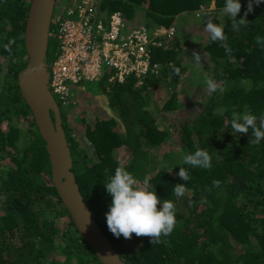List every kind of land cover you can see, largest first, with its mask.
I'll use <instances>...</instances> for the list:
<instances>
[{
	"label": "trees",
	"instance_id": "16d2710c",
	"mask_svg": "<svg viewBox=\"0 0 264 264\" xmlns=\"http://www.w3.org/2000/svg\"><path fill=\"white\" fill-rule=\"evenodd\" d=\"M211 2L214 13L223 10L225 0H98L102 11L121 10L128 26L150 22L157 27H175L186 11L205 16ZM240 3L237 19L248 0ZM29 4L0 0V264H102L52 182L45 140L17 83L27 62ZM247 20L238 30L231 28L230 18L225 20L226 41L212 42L206 35L202 50L211 78L224 91L193 100L177 89L178 70L185 67L176 37L154 51L162 66L141 85L133 76L107 84L105 103L113 112L81 120L76 129L60 110L79 189L125 264H264V139L254 145L251 129L238 134L230 125L234 111L264 115V46L256 42L264 37V0H253ZM56 52L49 39L47 59ZM200 78L205 75H195L191 84L201 83ZM158 147L164 149L152 154ZM197 148L210 153L211 168L183 163L184 155ZM120 163L141 183L150 177L160 199L174 202L177 225L160 243L135 233L117 238L109 231L105 213L111 196L104 183ZM180 167L189 171L188 181L177 175ZM214 180L220 181L218 187ZM175 184H185L183 197L174 195Z\"/></svg>",
	"mask_w": 264,
	"mask_h": 264
},
{
	"label": "built area",
	"instance_id": "2783aa9c",
	"mask_svg": "<svg viewBox=\"0 0 264 264\" xmlns=\"http://www.w3.org/2000/svg\"><path fill=\"white\" fill-rule=\"evenodd\" d=\"M54 23L57 52L47 63L48 87L63 106L75 103L70 86L82 80L102 76L109 85L133 76L141 85L148 73H158L162 66L153 58L155 49L175 35L173 25L152 30L141 22L128 26L121 10L102 11L98 0H70Z\"/></svg>",
	"mask_w": 264,
	"mask_h": 264
},
{
	"label": "water",
	"instance_id": "95a60500",
	"mask_svg": "<svg viewBox=\"0 0 264 264\" xmlns=\"http://www.w3.org/2000/svg\"><path fill=\"white\" fill-rule=\"evenodd\" d=\"M55 1L30 0L24 32L27 62L17 74V83L45 140L52 182L77 230L102 264H125L95 220L79 189L60 108L48 87L46 59Z\"/></svg>",
	"mask_w": 264,
	"mask_h": 264
},
{
	"label": "clouds",
	"instance_id": "9594fccd",
	"mask_svg": "<svg viewBox=\"0 0 264 264\" xmlns=\"http://www.w3.org/2000/svg\"><path fill=\"white\" fill-rule=\"evenodd\" d=\"M259 4L261 0H254ZM240 0H225L223 11L228 16L233 30H238L239 26L246 25L247 14L253 10V0H248L247 9L244 15L237 19L241 11ZM207 22L204 31L212 42L226 41L224 20L220 23H213L212 15L204 14ZM257 44L264 46V37H256ZM7 48V46H5ZM225 51L231 53L230 48ZM195 64H201V55L195 51L192 53ZM206 91L208 94L224 89L212 78L205 77ZM231 128L238 134H248L252 131L253 139L251 143L258 145L264 139V115L259 118L250 113L233 112L230 120ZM212 157L206 149L197 148L194 153L186 154L183 163L191 168L209 169L212 166ZM169 171L171 169H168ZM107 171V170H105ZM177 175L184 181H188L189 171L185 167H180ZM150 177H145L143 182H139L123 163L115 168L114 175H111L107 183H104L106 191L111 196L109 211L105 213L106 223L109 231L119 238L121 235L130 239L135 233L137 237L147 236L151 242L160 243L161 237L170 235L177 225L176 206L171 200H161L149 183ZM220 185L219 180L213 181V187ZM174 195L177 198L183 197L187 191L185 184H175ZM211 191V189H208ZM160 205V207H158Z\"/></svg>",
	"mask_w": 264,
	"mask_h": 264
},
{
	"label": "rangeland",
	"instance_id": "374dc122",
	"mask_svg": "<svg viewBox=\"0 0 264 264\" xmlns=\"http://www.w3.org/2000/svg\"><path fill=\"white\" fill-rule=\"evenodd\" d=\"M70 4V0H56L55 6L52 14L51 25H50V34L49 39L56 43V38L52 34L53 22L59 12L63 10ZM214 4L211 2L210 6L206 9L205 13L214 16L213 23H220L223 20H228L229 17L225 16L224 11H218L214 13ZM197 15L196 11H186L183 12L175 22V35L174 39L177 37L179 41V58L182 65L185 67L183 70L179 71L180 82L177 86V89L181 91L186 96H189L191 99L201 100L209 96L206 91V84L204 83L205 79L200 78L201 83L194 84L192 86L191 82L194 79L195 75L204 74L205 77L211 78L210 63L208 61L207 55L203 53V46L206 41L207 33L204 31V25L207 22V17ZM149 26L150 29H155L157 26L153 23H145ZM171 41V43H174ZM177 46V45H176ZM161 49V48H158ZM157 50V49H155ZM193 51L201 55V64L197 66L192 59ZM46 62L49 63V60L46 59ZM175 70L172 69V72ZM103 71L109 72V68L103 67ZM194 72V75H192ZM107 85V77H99L94 80H82L75 85L70 86V95L75 99V103H70L67 106H63L59 103V108L63 115H65L66 122L71 125H76V129L81 127V120L91 121L95 118L97 114L111 113L112 109L107 107L105 88ZM162 100V98H161ZM159 100V104L161 103ZM183 100H185L183 98ZM188 101V100H186ZM187 104V103H186ZM185 106V105H184ZM151 109H154V104H150ZM108 108V110H107ZM181 109H184L182 106ZM183 114V110L181 111ZM180 112V113H181ZM169 119L174 118L173 116H168ZM157 123L163 125L165 123L162 120V116L157 114ZM163 148V147H162ZM161 147L152 149L151 153L157 155L160 153ZM174 148L178 149L177 144H174ZM164 149V148H163Z\"/></svg>",
	"mask_w": 264,
	"mask_h": 264
}]
</instances>
